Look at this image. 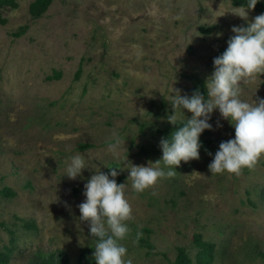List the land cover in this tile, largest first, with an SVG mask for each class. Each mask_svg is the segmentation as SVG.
Here are the masks:
<instances>
[{"label":"rangeland","instance_id":"374dc122","mask_svg":"<svg viewBox=\"0 0 264 264\" xmlns=\"http://www.w3.org/2000/svg\"><path fill=\"white\" fill-rule=\"evenodd\" d=\"M8 1L0 8V252L11 251L9 264L59 251L78 264L96 243L79 219L86 182L100 171L112 179L116 168L117 184H127V165L162 159L173 88L192 96L193 78L213 74L233 26L264 13L242 19L234 0H52L36 17V0ZM240 88L245 102L264 99V73ZM209 123L201 141L235 138L218 109ZM113 133L123 141L118 154L108 151ZM218 150H199V160L182 161L143 193L128 182L126 262L170 264L184 248L199 264L201 235L214 245L211 264H264V156L239 175H211ZM77 153L86 168L72 180L66 169Z\"/></svg>","mask_w":264,"mask_h":264},{"label":"clouds","instance_id":"9594fccd","mask_svg":"<svg viewBox=\"0 0 264 264\" xmlns=\"http://www.w3.org/2000/svg\"><path fill=\"white\" fill-rule=\"evenodd\" d=\"M258 2L247 0L246 6L234 8L232 13L247 20L248 11L254 10ZM232 32L234 35L229 39L226 51L214 59V72L206 80L207 98L199 91L189 97L173 88L175 95H172L171 105L174 114L168 115L167 121L182 126L170 139L161 138L162 159L154 163L149 161L147 166L127 165L128 182L135 192L143 193L159 179L175 176L182 161L200 159L202 145L199 138L205 130H213L209 120L216 109L234 126L235 138L220 143L208 166L211 175L224 172L239 175L244 168L253 169L264 156V99L257 98L251 104L240 99L241 82L247 83L258 73H264V14L257 15L247 27L233 26ZM185 109L192 117H184L180 122L178 117ZM217 124L222 127L219 122ZM121 143L118 134L113 133L108 151L118 154ZM85 168V155L77 153L70 157L66 176L75 180ZM110 169L112 179L100 171L86 182L83 193L86 199L78 206L79 219L89 224L91 237L96 240V264H131L130 260H124L127 248L122 243L130 232L126 222L132 218V207L126 198L128 182L117 184L118 172L116 168Z\"/></svg>","mask_w":264,"mask_h":264},{"label":"trees","instance_id":"16d2710c","mask_svg":"<svg viewBox=\"0 0 264 264\" xmlns=\"http://www.w3.org/2000/svg\"><path fill=\"white\" fill-rule=\"evenodd\" d=\"M8 0H0V8L5 4H8ZM52 3V0H36L30 7V11L32 14L36 15V17L41 16V12L46 10ZM247 0H234V4L239 7L246 6ZM252 11L264 13V2L259 1L256 5V8ZM203 32L208 33L209 30H203ZM19 35V34H17ZM226 49H220L217 57L221 56ZM216 57V58H217ZM193 88L191 89V95L199 91L205 98H207V88L206 82L200 78L199 76L193 78ZM181 123L177 125H173L165 130H160V134L162 138L170 139L171 135L174 131L178 130L181 127ZM200 151L203 153H210L218 148L221 141L216 140L215 138L209 137L208 139L201 141ZM2 194L6 196H13V193L10 189H6ZM140 245L146 247L150 250L154 249V246L147 240L139 239ZM194 243L198 247V262L199 264H211L213 261V253H214V245L211 243H207L203 240L201 235H196L194 238ZM10 254L11 251L8 252H0V264H9L10 262ZM33 264H70L68 257L61 251L52 253L46 257L37 258ZM78 264H96L94 259V248H85L81 252V256L79 258ZM170 264H192V259L186 252L184 248L178 249V254L174 261H170Z\"/></svg>","mask_w":264,"mask_h":264}]
</instances>
